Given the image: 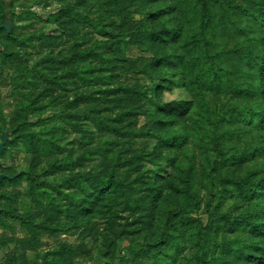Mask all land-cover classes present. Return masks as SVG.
<instances>
[{
    "label": "rangeland",
    "instance_id": "rangeland-1",
    "mask_svg": "<svg viewBox=\"0 0 264 264\" xmlns=\"http://www.w3.org/2000/svg\"><path fill=\"white\" fill-rule=\"evenodd\" d=\"M260 8L0 0V264H264V225L238 223L264 220V195L230 181L264 179V125L244 117L264 116ZM106 175L120 190L82 213Z\"/></svg>",
    "mask_w": 264,
    "mask_h": 264
},
{
    "label": "trees",
    "instance_id": "trees-1",
    "mask_svg": "<svg viewBox=\"0 0 264 264\" xmlns=\"http://www.w3.org/2000/svg\"><path fill=\"white\" fill-rule=\"evenodd\" d=\"M118 1H125V0H116V3H118ZM128 5V4H127ZM127 7V6H126ZM261 11V15H260V20L264 21V8H260ZM132 21V25L135 26L136 25V20H131ZM175 29L173 28H167V29H163L162 31L160 30H148L146 28H142V29H136L133 30L132 28L126 32V34L124 35V37H128V39L126 40V42L129 41H136V40H145L147 38H149V35H153L155 37H157L160 40H163L162 38V32L164 33H172V35H174ZM174 32V33H173ZM109 33V32H106ZM120 41H124V38H121ZM138 84H136L135 86H137ZM135 86H118L114 89H109L107 90L108 92H111V94L113 95H118L121 94L120 99L122 100H126V102H130L131 104L135 103L137 100L139 101L140 99H142L141 97V92H139V90H136ZM178 103H171L170 106V110L171 111L169 114H175V115H182L184 114V112L182 111L183 106H188L187 102H184L182 104ZM174 113H173V112ZM246 110H243V112H245ZM245 118L249 117V119H251L252 117H254L257 120V123H263L262 125H264V116L261 114L260 111H249L246 114H244ZM230 181H232L235 186L236 189H241L242 191L248 193H251V195L253 194H258V195H264V179H260L258 181H254L251 180L249 177H245L242 179H231ZM104 182V183H103ZM102 184H106L108 186H106V188H100V184L98 183L93 189L94 191L91 193H89L85 198L83 199H79L77 200V202H81V206H79V209L82 210V213H88V214H94L96 211H98V209L100 208L101 205H107L108 201H106L105 203L103 202L105 197L107 196V194L109 192H118L120 189V184L119 181L112 178V176L110 177L109 175H106L105 177L102 178ZM153 190L155 192V190L157 189L155 186H152ZM153 192V194H154ZM155 195V194H154ZM112 198H115V195H112ZM193 218H188V217H183L181 218V221L186 224L189 223L191 221H193ZM240 221H238V223H242V224H246L248 226H254V228L256 229H260L261 225H264V220H254L253 218H251V216L249 215H240L239 219ZM162 242V241H161ZM148 246L142 248L140 251H143L144 254H146L149 258H155V252L152 248H155L156 246H159V242L158 241H154V242H150L146 243ZM30 245V244H27ZM158 259V257H157ZM157 264H164L163 262H160L158 260ZM112 264H123V263H115L113 262Z\"/></svg>",
    "mask_w": 264,
    "mask_h": 264
},
{
    "label": "water",
    "instance_id": "water-1",
    "mask_svg": "<svg viewBox=\"0 0 264 264\" xmlns=\"http://www.w3.org/2000/svg\"><path fill=\"white\" fill-rule=\"evenodd\" d=\"M6 27H8V24H6ZM2 144H0V151H1V149H2ZM5 177H7V175L6 174H0V182L5 178Z\"/></svg>",
    "mask_w": 264,
    "mask_h": 264
},
{
    "label": "flooded vegetation",
    "instance_id": "flooded-vegetation-1",
    "mask_svg": "<svg viewBox=\"0 0 264 264\" xmlns=\"http://www.w3.org/2000/svg\"><path fill=\"white\" fill-rule=\"evenodd\" d=\"M0 26H2V28H4V24H2V25H0Z\"/></svg>",
    "mask_w": 264,
    "mask_h": 264
}]
</instances>
